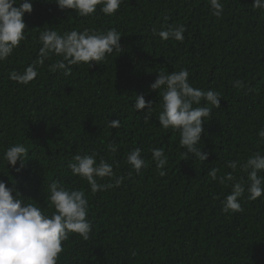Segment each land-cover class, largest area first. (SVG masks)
Wrapping results in <instances>:
<instances>
[{
  "label": "trees",
  "instance_id": "16d2710c",
  "mask_svg": "<svg viewBox=\"0 0 264 264\" xmlns=\"http://www.w3.org/2000/svg\"><path fill=\"white\" fill-rule=\"evenodd\" d=\"M221 3L220 18L211 15L208 0H123L113 15H104L98 5L94 14L81 17L59 9L54 0H32V12L23 16L25 39L0 62V157L21 143L28 160L17 172L19 161L12 167L0 159V180L6 187L14 182L25 203L49 215L50 183L85 191L90 238L71 234L57 264H264V195L249 200L245 192L239 198L243 210L225 213L221 201L231 184L208 175L212 168L220 169L218 176L231 172L229 161L264 154L257 136L264 129V10L254 9L253 0ZM164 24H182L184 41H161L152 34ZM46 28L61 34L115 28L122 51L91 67L73 65L67 77L62 70H48L60 59L52 56L28 85L10 80L9 72H22L36 59ZM182 68L193 87L222 97L202 125L197 146L208 152L202 163L191 154L185 160L179 133L159 127V90L150 88L157 73ZM237 80L243 88L233 86ZM139 94L153 102L149 121L147 108H134ZM116 119L121 126L110 129L107 122ZM109 141L116 142L115 153L107 150ZM137 147L147 163L139 173L126 163L129 150ZM161 147L168 161L164 176L151 155ZM92 152L123 178L118 187L92 193L86 181L71 174L72 157ZM233 175L247 179L239 167Z\"/></svg>",
  "mask_w": 264,
  "mask_h": 264
},
{
  "label": "clouds",
  "instance_id": "9594fccd",
  "mask_svg": "<svg viewBox=\"0 0 264 264\" xmlns=\"http://www.w3.org/2000/svg\"><path fill=\"white\" fill-rule=\"evenodd\" d=\"M59 9H71L81 17H89L97 10L104 15H113L117 12L123 0H54ZM211 15L220 18L224 6L221 0H208ZM19 5L14 7L13 5ZM254 9L264 10V0H253ZM32 12V0H0V62L5 61L13 50L20 46L25 39L26 25L23 21L25 13ZM168 17H165V21ZM185 27L182 24H164L159 30L152 29V34L161 41L174 40L183 42ZM121 33L115 28L92 30L85 28L83 31L72 30L58 33L52 28H46L39 34L38 43L41 45L36 59L22 72L13 70L9 72V79L21 85H28L38 75V67L44 65L45 60L52 56L60 57L48 66L50 72L62 70L65 77L72 74L73 65L81 63L91 67L92 62L103 61L106 55L114 51L121 52ZM189 71L182 68L171 73L161 71L157 73L155 81L150 85L154 91L159 90L160 112L157 117L159 127L165 132L172 129L179 133V145L184 150V159H198L201 163L207 160L208 152L202 151L197 145L201 141L204 129L202 127L206 118H210L213 108H220L221 93L215 90L195 88L189 82ZM234 87L243 88L244 82L237 80ZM203 102V103H202ZM134 108L140 112L147 108L144 119L149 121L152 116L153 102L146 101L143 94L136 95ZM107 126L119 128L120 120L107 122ZM257 136L260 143L264 144V129ZM107 150L111 153L117 151L116 142L109 141ZM28 149L21 143L10 145L3 151L2 159L7 165L16 167L19 161V172L28 160ZM152 160L159 175L168 163L164 149L153 148ZM97 153L76 154L72 157L67 167L73 176H79L90 186L92 193L105 191L118 187L122 177L116 176L113 166L103 158L97 162ZM126 163L137 173L147 167L146 161L141 156L139 147L130 149ZM226 167L231 169L219 175V168H212L208 175L213 181L221 185L231 184V193L226 195L222 203V211L235 213L242 211L239 198L247 192V199L256 200L264 195V154L255 152L246 160H232ZM247 173L246 181L237 179L233 173L236 169ZM109 178L110 183H98V180ZM15 193V195H13ZM51 214H47L33 203H25L19 191L6 187L0 180V264H57L59 255L64 251L62 242L69 239L70 235L78 234L87 241L92 230L91 221L87 219L89 201L84 190L68 188L53 181L49 184L47 197ZM135 256V251L132 252Z\"/></svg>",
  "mask_w": 264,
  "mask_h": 264
}]
</instances>
